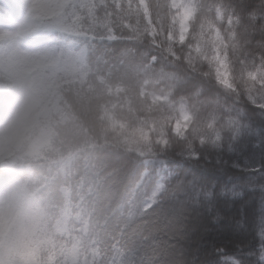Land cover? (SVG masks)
<instances>
[{"label": "snow or ice", "instance_id": "snow-or-ice-1", "mask_svg": "<svg viewBox=\"0 0 264 264\" xmlns=\"http://www.w3.org/2000/svg\"><path fill=\"white\" fill-rule=\"evenodd\" d=\"M21 3L101 122L32 264H264V0Z\"/></svg>", "mask_w": 264, "mask_h": 264}, {"label": "trees", "instance_id": "trees-1", "mask_svg": "<svg viewBox=\"0 0 264 264\" xmlns=\"http://www.w3.org/2000/svg\"><path fill=\"white\" fill-rule=\"evenodd\" d=\"M0 4H8L10 14L26 23L22 35L0 38V125L10 109L25 99L35 103L30 129L19 145L0 155V194L11 184L18 204L8 229L0 235V264H8L5 259L32 264L36 245L60 232L81 202L80 173L100 133V109L70 62L57 57L52 64L31 66L24 52L48 51L47 46L26 12L12 0ZM3 26L12 25L0 12ZM41 138L44 144L31 154L35 140ZM25 237L34 240L24 247L9 243Z\"/></svg>", "mask_w": 264, "mask_h": 264}, {"label": "rangeland", "instance_id": "rangeland-1", "mask_svg": "<svg viewBox=\"0 0 264 264\" xmlns=\"http://www.w3.org/2000/svg\"><path fill=\"white\" fill-rule=\"evenodd\" d=\"M12 1L26 12L21 0ZM24 2L26 3L27 0H24ZM0 12L12 25L11 27L3 26L0 28V38L17 37L22 35L26 23L20 22L18 17L10 14L9 5L0 4ZM17 50L22 51V49ZM24 54L26 58L30 60V64L33 67L52 64V59L49 58V53L46 50H41L40 52L29 50L25 51ZM10 78L13 79V77ZM34 107L35 103L33 100L26 101L25 99L22 104L10 109L5 121L0 125V155L8 153L12 145H19L24 135L30 129V123L33 118L32 110ZM44 142L45 140L42 138L35 140V143L31 148V154L37 153L38 149L41 148ZM6 187L7 188L0 194V235L5 233L8 229L12 215L18 206L13 186L9 184ZM24 206L28 207V204L25 203ZM5 260L8 264H15L14 259Z\"/></svg>", "mask_w": 264, "mask_h": 264}]
</instances>
